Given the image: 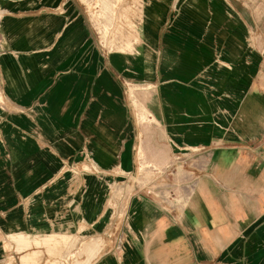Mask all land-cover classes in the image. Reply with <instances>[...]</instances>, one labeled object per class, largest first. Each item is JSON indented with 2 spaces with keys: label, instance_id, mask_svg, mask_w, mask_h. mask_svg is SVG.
I'll return each mask as SVG.
<instances>
[{
  "label": "crops",
  "instance_id": "0c3cea01",
  "mask_svg": "<svg viewBox=\"0 0 264 264\" xmlns=\"http://www.w3.org/2000/svg\"><path fill=\"white\" fill-rule=\"evenodd\" d=\"M100 2L0 0V264H264V0Z\"/></svg>",
  "mask_w": 264,
  "mask_h": 264
},
{
  "label": "rangeland",
  "instance_id": "374dc122",
  "mask_svg": "<svg viewBox=\"0 0 264 264\" xmlns=\"http://www.w3.org/2000/svg\"><path fill=\"white\" fill-rule=\"evenodd\" d=\"M81 2L84 3L85 6L89 7V9L92 11V13L95 14L96 19L105 21L107 16L103 15L102 10H103V3L100 2L102 0H80ZM114 6L113 13H111L109 16H113L112 19L114 21H118L117 18L123 17L124 19L126 17H130L131 15H134L133 11L135 9L140 8V1L141 0H110ZM108 19V18H107ZM21 243L23 246H28L27 243L23 241V239H20ZM77 254H83L84 250L83 248H80L77 250ZM36 256V254H33L32 257ZM74 258L71 257L68 261H64L59 264H74ZM55 264V263H54ZM57 264V263H56Z\"/></svg>",
  "mask_w": 264,
  "mask_h": 264
}]
</instances>
